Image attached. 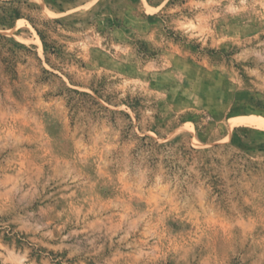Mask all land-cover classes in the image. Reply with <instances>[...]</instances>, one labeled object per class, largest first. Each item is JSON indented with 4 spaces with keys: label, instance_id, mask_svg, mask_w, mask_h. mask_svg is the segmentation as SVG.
Returning <instances> with one entry per match:
<instances>
[{
    "label": "rangeland",
    "instance_id": "1",
    "mask_svg": "<svg viewBox=\"0 0 264 264\" xmlns=\"http://www.w3.org/2000/svg\"><path fill=\"white\" fill-rule=\"evenodd\" d=\"M0 264H264V0H0Z\"/></svg>",
    "mask_w": 264,
    "mask_h": 264
},
{
    "label": "trees",
    "instance_id": "2",
    "mask_svg": "<svg viewBox=\"0 0 264 264\" xmlns=\"http://www.w3.org/2000/svg\"><path fill=\"white\" fill-rule=\"evenodd\" d=\"M0 38H2V37L0 36Z\"/></svg>",
    "mask_w": 264,
    "mask_h": 264
}]
</instances>
